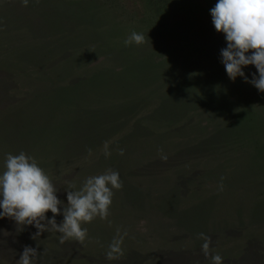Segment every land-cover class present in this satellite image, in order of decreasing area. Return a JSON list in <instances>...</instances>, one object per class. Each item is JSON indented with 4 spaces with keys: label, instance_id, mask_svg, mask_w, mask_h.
<instances>
[{
    "label": "rangeland",
    "instance_id": "374dc122",
    "mask_svg": "<svg viewBox=\"0 0 264 264\" xmlns=\"http://www.w3.org/2000/svg\"><path fill=\"white\" fill-rule=\"evenodd\" d=\"M216 2L28 0L24 6L22 0H2L8 13L1 16L3 21L8 18L3 24L19 26L20 31L15 42L14 35L9 33L8 41L5 40L9 43L8 49L15 53L19 51L21 59L26 49L31 48L36 54L39 47L49 49L52 59L42 70L33 72L35 77L38 74L35 82L40 80V83L48 84L46 78L52 76L53 81L57 78L67 84L81 77H91L94 81L88 84L87 94L113 90L115 77L121 76L127 84L130 81L151 84L147 90V104H140L138 109H114L117 108L115 96L104 106L108 111L92 113L93 116L79 121L71 120L68 129L74 128L67 134L69 139L75 136L76 125L81 126L85 121L86 124L99 121V126L106 125L112 131L103 135L98 143L82 141L77 151L68 150L67 155L61 153L57 161L44 157L47 154L40 151L28 153L25 142L16 137L2 138L0 135V174L5 170L7 154L18 155L23 151L50 177L58 188V199L65 204L66 189L70 185L75 186L73 190H78L87 177L94 176L89 171L92 165L118 166L115 155L124 138L132 141L128 146V155L132 158L127 161L128 168H139L148 162L142 166L147 169L134 177L122 179L124 175H120L123 187L113 190L110 205L111 211L120 213L141 204L144 214L139 216L143 217L128 218L122 225L108 222L102 246L98 243L87 250L81 251L80 247L72 250L60 242L61 234L55 231L43 232L34 240L31 236L37 230L32 229L33 226L28 227L26 234L13 220L0 218L1 223L7 221L16 228L11 231L14 239L8 238L12 253L5 254L13 264L19 259L18 243L42 251L34 264H81L82 261L85 264H211V256L216 254L222 257V264H264V136L254 133L247 142L236 139L240 129L230 125L227 113L228 117L223 118L228 99L245 97L250 90L245 87L246 91L241 83L231 81L228 76L213 74L215 70L207 67L217 53L216 48L225 41L224 34L217 32L211 22L210 9ZM159 15L164 19L162 26L182 34L178 38L187 46L185 51L180 53L173 45L166 46L160 60L155 57L150 63L146 61L141 65L145 71L143 75L119 72L123 55L117 58L105 51L110 48L119 53L129 51L133 53L131 59L144 60L149 54L146 52L150 51L148 42L125 46L124 40L133 31L143 33L159 26ZM70 57H73L70 67L60 69L62 66L58 64ZM159 62L162 64L158 65ZM56 67L59 71L55 73L52 69ZM177 73L186 77L188 88L183 93L178 87L179 75L175 78ZM40 74L46 78L39 79ZM1 75L6 76V73ZM172 75L175 84L167 85ZM104 82L108 85H101ZM0 83L1 87L5 88L6 84L8 88L7 96L1 98L2 111L10 103L20 101L21 96L16 91L11 92L18 88L19 81L16 83L9 77L0 79ZM250 95L258 97L253 93ZM93 107L96 109L98 105ZM3 117L1 113L0 118ZM112 119L121 120L116 128L108 121ZM95 133L84 134L83 139L89 140L88 136ZM105 142L111 153L108 157L104 155ZM47 214L48 218L52 217L51 212ZM55 219L59 224L63 217L57 215ZM93 222L94 219L81 227L87 225L97 231L99 226ZM199 233L212 238L207 258L201 250L203 240L198 238ZM119 237H122L121 252L114 253L115 259H106L109 244Z\"/></svg>",
    "mask_w": 264,
    "mask_h": 264
},
{
    "label": "trees",
    "instance_id": "16d2710c",
    "mask_svg": "<svg viewBox=\"0 0 264 264\" xmlns=\"http://www.w3.org/2000/svg\"><path fill=\"white\" fill-rule=\"evenodd\" d=\"M1 2L2 0H0V3ZM5 6V3H1L0 5V79H8L9 77H11L14 78V82L17 83L19 81V83H17L18 88H15L14 91L11 92L16 91L17 93H20L19 96L21 97L20 101L10 103L3 110L1 109L2 111H0V115L1 113L4 115L3 118H0V133H2L0 135L2 138L4 136L16 137L17 139L25 142V151H27L28 153L34 150L40 151L47 154L44 155V157L57 161L58 157L62 156V154L67 155L66 152L68 150L77 151L79 149L78 145L82 143V141H96L98 143L103 138V135L112 131L106 125L99 126V121H93L91 123L88 122L87 124L85 121V124L81 123V126L76 125V134L73 138L69 139V137L67 138V134L69 135L74 128V126H72L68 129V127L72 125L71 120L79 121L85 117L88 118L89 116H93L92 113L100 114L101 112L103 113L108 111L109 109H105L104 106L107 102H112L115 96L116 103L114 105L117 108L114 109L118 111H121V109L123 108L130 109V107L138 109L140 107V104H147L145 103L148 95L147 90L148 86H150L151 84H148V82L139 84L132 81L127 84V81L121 79L123 78V76H121L120 78L115 77L114 89L106 93L102 92L101 90H96L92 91L91 94H87L86 90H89V88L87 87L88 84L94 81L91 77H81L72 83L66 84L65 82H62L57 78L55 79V81H53L52 76H49L48 79L43 74H40L39 79L45 77L48 80V84L40 83V80H37L35 82V78L38 77V74L35 77L33 72L36 69H38L39 71L42 70L45 64L49 63L51 61L50 59H52L49 53V49L39 47V51H37V54L36 51L32 50L31 48L26 49L22 52V59L20 58L21 53L18 54L19 51L17 53H15L13 50L10 51V49H8L9 43L7 42V39H9V33L14 35L13 41L15 42L19 39L20 31L19 26L7 27L8 25H4L6 20L8 19L6 18V20L4 21L1 19V16L8 14L6 10H4ZM158 18L159 26L148 28L143 33L140 32L145 36V41L148 42V49L150 50L146 52L149 54L145 55L144 60L137 61L135 59H131L130 57H132L133 53L131 54L129 51L125 52L121 50V52L119 53V50L111 48L110 50L107 49L105 51L117 58L118 56L123 55L121 57H124V60L122 59L121 61H119V72H124V75H126V73H130V75L142 74V72L145 71L141 69V65H143V63L146 64V61L150 63V60L152 61V59L155 57H160L158 59L160 60L161 53H164V48L166 46L173 45V49H178L180 53L185 51L187 46H185V44L183 45V42L178 38L182 34H176L175 30L169 31L166 26H162V21H164L163 17L159 15ZM167 30L169 35L167 34ZM162 38L166 39H164L162 42ZM182 47L184 50H182ZM224 47H226V41L222 42L220 47L216 48L217 53L213 56L212 59H210V63L207 64V67L209 69L212 68L215 70L216 73L214 72L213 74L223 77L227 75L221 74H226V72L223 64L220 62L221 57L219 51ZM201 49H203V47ZM248 54H251V51ZM72 59L73 57L68 58V60L66 61L62 60L64 62H60L58 66H62L60 69L66 70L70 67ZM161 64L162 62L158 63V65ZM252 66L251 68L247 66L242 69L245 73V76H247L249 80H251L252 78L251 74L256 73L255 67ZM57 67L52 69L55 71V73L59 71ZM205 67L206 66H204L203 68ZM3 73H6V76H2L1 74ZM57 76L58 75H56V77ZM173 77V75L169 77V80L166 82L167 85L175 84V82L173 83ZM176 77L181 80L179 81L180 83L178 87L183 93L185 90H187L185 88H188V86L186 85V77L182 73H177V76H175V78ZM120 79L121 81H119ZM177 79L176 81H178ZM235 80L241 83L246 91H250L247 92L248 94L245 93V97H242L240 99H228L229 102L227 101L228 104L226 105V112L225 114H223V118L227 113L229 116L228 117L226 115L229 118L228 121H231L230 125L232 127L237 126L240 129L239 133H237L236 135L238 136V138L236 139H244V142H247L251 135L254 133L264 136V104L262 103L264 102V92H259L253 85H251L250 83H246L241 77H237ZM103 84L108 85L107 82L101 83V85ZM7 90L8 88L6 89V84L5 88H3L1 87L0 83V107L3 106L1 104V101L3 99L1 98L7 96L5 95L7 94ZM2 92H4V95H2ZM250 93L257 95L258 97H253L252 95H250ZM93 105H98V108L92 109ZM175 106L177 105L175 104ZM163 109L166 110V107ZM72 114H76L77 116ZM117 117L121 118V115H117ZM108 121L111 122L110 124L114 125V128H116L117 123L121 122V120L115 121L114 119ZM1 122H4L5 124ZM113 132L117 131L113 130ZM92 133L95 134L94 136H88L89 140L83 139L84 134L93 135ZM228 137H230L229 133ZM124 139L125 141L121 146H119V149L115 155V159L118 158V166L117 163H115L117 167H108L106 165H92V168L89 171L94 175H98L101 174L99 171L102 168H107L119 172V176L124 175V178L122 179H129L131 176L134 177V174L146 170L147 167L142 166H144L145 164L147 165V161L144 162L143 165L139 168H128L127 161H132V158H130L128 155L130 149V147L128 146L132 143V141H128L127 138ZM120 149L124 150L123 155L119 154ZM127 169L128 173L126 172ZM152 179L161 180L162 178L160 179L158 177H152ZM125 191L126 190H124V193ZM122 194H120V196ZM142 207L143 206H141V204H135L133 210L129 212L123 211L120 213H118L119 211H111V208H109V215L106 219H101L98 216L94 219L97 227L99 226V228H97V231L88 226L90 228L89 229L87 225L82 226V228L87 229V238L83 242L77 241L75 239H69L64 241V243H66V247H70L72 250L73 248L80 247L81 251H83V249L87 250L91 247H95L94 245L98 243L102 246L104 245V241L102 240H104L103 235L106 232L105 230L108 228L106 227L108 222H114L118 225H122V223L128 221V218L138 219L140 217H143L139 216L144 214L143 209H141ZM46 215L48 214L46 213ZM15 226L20 228L19 225ZM15 226H10L7 221H4L3 223L0 222V264H13V260L7 259L5 254H8L13 250L12 246H10V244L8 245V238L14 239V234H12V232L13 230L16 231ZM29 226L30 225L24 226L25 228H27L23 229L26 234L29 232ZM34 228L35 227L33 226L32 229ZM32 229L30 231H32ZM81 243H83V245H81ZM23 247L24 243H18V256H20V253L23 251ZM37 252L41 256L42 251ZM37 260V257L34 258V263ZM81 264H85V262L82 261Z\"/></svg>",
    "mask_w": 264,
    "mask_h": 264
},
{
    "label": "clouds",
    "instance_id": "9594fccd",
    "mask_svg": "<svg viewBox=\"0 0 264 264\" xmlns=\"http://www.w3.org/2000/svg\"><path fill=\"white\" fill-rule=\"evenodd\" d=\"M22 3L27 6L28 0H22ZM210 16L215 30L225 37L226 47L220 50V62L228 78L235 81L241 77L259 92H264V0H217L210 9ZM144 42L145 36L135 31L124 40L125 46ZM250 51L251 54H248ZM249 65L256 69V73L251 74V80L242 70ZM104 148V155L110 156L107 142ZM119 154L123 155L124 150L120 149ZM161 158L167 159L166 156ZM4 168L0 174V218L13 220L20 226V231L24 226H34L37 230L31 236L34 240L43 232L55 231L61 234V243L69 239L83 242L87 238V229L81 225L97 216L106 219L113 190L123 187L119 172L106 169L101 174L87 177L78 190H73L75 186L70 185L66 189L65 204L58 199V188L50 177L33 157L23 151L18 155L7 154ZM48 212L52 213L51 218L46 216ZM57 215L63 217L59 224L55 219ZM198 238L203 240V255L209 257L211 236L199 233ZM121 243L122 237L113 239L105 254L106 259L116 258L114 253L121 252ZM38 256L36 248L26 245L17 264H34V258ZM211 264H222V257L219 254L212 255Z\"/></svg>",
    "mask_w": 264,
    "mask_h": 264
}]
</instances>
